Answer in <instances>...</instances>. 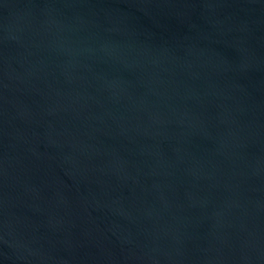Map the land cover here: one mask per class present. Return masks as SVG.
Instances as JSON below:
<instances>
[{"label": "water", "instance_id": "1", "mask_svg": "<svg viewBox=\"0 0 264 264\" xmlns=\"http://www.w3.org/2000/svg\"><path fill=\"white\" fill-rule=\"evenodd\" d=\"M0 264H264V0H0Z\"/></svg>", "mask_w": 264, "mask_h": 264}]
</instances>
